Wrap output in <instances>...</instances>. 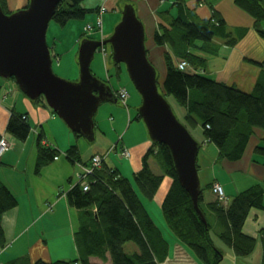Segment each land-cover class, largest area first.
<instances>
[{
    "label": "trees",
    "instance_id": "16d2710c",
    "mask_svg": "<svg viewBox=\"0 0 264 264\" xmlns=\"http://www.w3.org/2000/svg\"><path fill=\"white\" fill-rule=\"evenodd\" d=\"M84 1L62 0L52 20L64 26L71 20L84 19L90 13L83 5ZM233 2L254 20V29L264 39V0ZM176 4L178 15L174 17L169 15V11L161 12L160 19L164 21L159 23V30L154 35L158 46L170 49L164 54L166 75L162 79L158 74L161 93L166 98L173 96L185 109L182 123L189 131L191 127L201 126L204 138L218 148L220 160L242 159L255 139L253 153L261 158V161H255L264 168V61L260 63L262 72L250 92L204 74L208 67L207 56H217L222 45L236 46L249 29L230 28L215 10L211 18L201 19L184 0H178ZM0 5L5 13H12L8 0H0ZM180 61H186L188 66L180 69ZM40 101L46 104L43 96L34 102ZM137 119L142 120L139 114ZM7 130L18 140L25 141L31 127L23 115L15 114L11 116ZM259 131L263 136H259ZM42 139L43 136L38 139L36 173L59 156L58 151L43 144ZM153 155L157 157L164 175L152 170L149 159ZM66 156L73 163L80 162L77 145L71 146ZM105 159L88 176V190L78 182L66 193L69 205L79 211L80 225L75 233L77 258L39 259L36 264H163L171 253L172 241L166 238L143 199L151 201L155 198L164 176L171 180L161 204L166 229L174 239L190 249L200 264H220L226 253L220 245L232 248L239 257L254 252L257 239L243 229L252 209L264 210V176L262 183L239 192L228 203L226 195L221 200L214 192L213 183L216 201L204 206L202 193L199 198V207L207 219L205 223L189 193L179 183L171 153L165 145L152 142L133 181L110 167ZM2 164L0 158V167ZM17 206L18 199L0 179V252L7 245L3 215ZM212 214L217 223L211 220ZM260 233L264 251V227ZM129 242L136 245L132 253L125 250ZM93 257L102 263L92 262Z\"/></svg>",
    "mask_w": 264,
    "mask_h": 264
},
{
    "label": "crops",
    "instance_id": "0c3cea01",
    "mask_svg": "<svg viewBox=\"0 0 264 264\" xmlns=\"http://www.w3.org/2000/svg\"><path fill=\"white\" fill-rule=\"evenodd\" d=\"M29 1L8 0V8L15 12L27 7ZM184 1L188 8L195 10L201 19L211 18L215 10L226 20L230 28L246 27L249 29L248 34L236 46L222 45L217 56H207V72L210 73V77L217 81L238 88L240 86L237 83L242 85L248 78L252 79L255 86L263 69L260 63L264 61V43L260 41L259 38L261 37L254 29V20L246 14L250 18L247 19L249 24L231 27L228 14L232 12L238 15L236 11L238 7L235 6L233 0ZM177 2L178 0H85L83 5L90 10V13L82 19L85 20V23L81 28L82 30L78 31L79 34H82L79 37L76 36L75 43L83 36L89 39L94 38V40L108 39L122 18L124 6L132 4L138 17L145 25L148 57L163 79L167 70L164 54L170 49L167 46H158L154 41V35L159 30V23L164 21L160 19L161 12L169 11V15L174 17L178 15ZM101 7L105 8L103 13H101ZM165 16L168 17V15ZM99 18L102 19L101 32L97 27ZM88 25L93 28L86 30ZM256 45L261 46L262 49L258 51L257 48H252ZM105 47L107 55L99 49L93 61L96 60L102 64L109 75L116 69L117 76L120 78L122 67L113 62L110 46ZM53 49L54 54L57 53L56 45ZM71 49L69 51L73 52L75 48ZM63 59L64 57H60V63ZM211 60L213 70H209ZM71 64L72 73H75V65ZM94 75L97 77L96 74ZM99 79L112 88L118 99V89L111 84V78L109 81ZM254 86L252 87L254 88ZM121 87H126L129 91L126 85L119 88ZM130 100L131 95L128 102ZM106 103L111 102H104L100 107L106 106L103 105ZM136 103L137 99L132 100L133 105ZM46 104L44 101L34 102L30 100L13 78L0 77V138L4 137L9 143V150L1 158L3 164L0 167V179L18 199V206L3 215L2 225L7 245L0 252V264H36L39 259L56 261L77 258L75 233L80 225L79 211L69 205L66 193L78 183L77 175L82 170L81 165L89 162L94 154H105V160L110 167L119 170L123 176L133 181L134 174L141 169L142 159L151 147L148 133L140 127V119L137 117L135 118V120H139L137 122V135H135L136 132L130 131L134 119L133 114L129 108L126 111L120 108L122 106L119 99L117 103H111L112 109L106 107V110L116 114V117L111 115L107 121H98L94 118L95 141L89 146L83 144L80 140L81 136H76ZM127 107H129L128 103ZM15 114L25 116L31 127V132L25 141L18 140L7 130L9 120ZM259 132V136H263V133ZM129 133L132 135L126 138ZM40 136H43L42 143L46 146H55L59 156L44 167L40 173H36L35 166ZM200 137L195 138L201 143L197 164L203 189L204 206L215 202L217 199L212 191L213 183L221 184L227 203L239 192L252 185L262 183L264 168L260 162L255 161H261V158L253 153L254 144L257 142L255 139L242 159L228 161L220 160L218 148L206 140L204 135ZM73 145H77L79 149L80 162L73 163L66 156V151ZM124 148L130 152L128 158L121 155ZM114 154H119L124 159L117 162ZM170 184L171 180L168 178V181L161 185L153 200H148L149 202L146 203L143 199L146 208L158 226L162 228L166 238L172 241L171 253L163 264H200L190 249L174 239L168 232L164 218L161 215L156 218L150 211V204L154 201L161 206ZM49 204L51 206H48ZM211 220L213 223L218 222L213 214ZM41 222L43 223L41 224ZM263 227L264 210L252 209L243 230L246 234L257 239L254 252L249 256L239 257L232 248L220 245L226 251L220 264H262L264 251L260 231ZM66 228H70V232L68 231L72 236L70 241L68 238V240L63 239ZM71 247L72 252H70ZM91 261L102 263L95 257L91 258Z\"/></svg>",
    "mask_w": 264,
    "mask_h": 264
},
{
    "label": "water",
    "instance_id": "95a60500",
    "mask_svg": "<svg viewBox=\"0 0 264 264\" xmlns=\"http://www.w3.org/2000/svg\"><path fill=\"white\" fill-rule=\"evenodd\" d=\"M61 1L30 0L27 7L8 14L0 5V77L14 78L32 101L43 96L48 107L72 132L93 143L94 118L100 105L118 102L112 88L91 70L98 50L110 46L113 62L126 65L130 79L141 95L138 113L150 139L169 149L179 183L207 223L199 207L202 185L197 159L201 143L178 119L160 91L157 68L148 57L145 25L135 7L132 4L124 6L122 18L108 39L82 40L78 54L79 79L68 81L54 73L47 43L48 27Z\"/></svg>",
    "mask_w": 264,
    "mask_h": 264
},
{
    "label": "rangeland",
    "instance_id": "374dc122",
    "mask_svg": "<svg viewBox=\"0 0 264 264\" xmlns=\"http://www.w3.org/2000/svg\"><path fill=\"white\" fill-rule=\"evenodd\" d=\"M236 9H237L236 11H237L238 15L233 14L232 12L230 14H228L229 25L231 27H233V26H237V25L245 26L246 24H249L247 19H250V18L248 16H246L245 13L241 12L238 8H236ZM84 23H85V20L79 19V20H71L68 22V24H66L64 26H61L55 20H52L49 24L48 31H47V43L50 46L51 52H52V58H53V66L52 67H53L54 73L62 79H65L68 81H77L79 79L80 68H79V61H78L79 55L78 54H79V48H80L81 42L86 37H84V36L81 37V39H79L78 42H76V43H75V38H76V36L79 37L82 34V33L79 34L78 31L82 30L81 28L83 27ZM259 39H260V41H262V43H264V39H262V38H259ZM55 45L57 46V53L54 54L53 48ZM71 48L72 49L75 48L73 50V52L69 51V49H71ZM252 48H254V49L257 48L258 51H260L262 49L261 46L258 47L257 45L252 47ZM60 52H61V54H60ZM57 54H59V55H57ZM60 57L61 58L64 57L63 61H61L62 63H60ZM210 59H212V58H210ZM71 63H73L75 65V73H72V70H71L72 64ZM212 65H213V62L211 60V63H210L211 67L209 68V70H213ZM120 66L122 67V73L120 75V78H118V76H117V70L116 69H114V71H112L109 75L108 72L102 66V64H100L96 60L92 62L91 70H92L93 74L97 75V77L100 76L99 78H102L106 81H109V79L111 78V82H112L111 84L113 85L114 88H116L118 90H119V87L122 85H126L129 88V91H130L129 94L131 95V100L128 102L129 107H126V106L120 104L122 106L120 108L123 109L124 111H126L127 108H129L130 112H132L134 119L132 121V128L130 131L136 132L135 135H137V127H138L137 122L139 120H135V118L138 115L139 107L141 106V103H142V98H141V95L139 94V92L136 90L133 82L130 79L126 65L120 64ZM204 74L206 76H210V73L207 71ZM159 76H161V75L159 74ZM241 82H242V79H241ZM237 84L240 86V88H242V90H245L248 92H250L253 88L252 86H254L252 79H249V78L246 79V81L242 85L239 83H237ZM135 99H137V103L135 105H133L132 100H135ZM167 99H168L170 105L172 106V108H173L176 116L178 117V119L181 122H183L184 117H185L184 114H186L185 109L176 102V100L173 96H168ZM103 105H106V106H101L99 108V110L95 116L96 120L107 121V120H109L111 115H114L116 117V114L111 113L109 110H106V107L108 109H112L111 103H106ZM139 124L141 125V126L140 125L139 126L142 127L143 130H146L148 133V130H147V127H146L144 121L140 120ZM138 132H140V131H138ZM190 132L196 138H201L200 136H203L201 126H197L195 128L191 127ZM131 135H132V133H129L126 138H129ZM148 136H149V134H148ZM74 137L77 138L75 135H74ZM80 140L83 144H85L87 146L91 145V143L88 142V140H86L83 136L80 137ZM149 140H150L151 146H152V140L150 139V137H149ZM119 154H117V155L114 154L117 162H121L124 159ZM61 155H63V153H61ZM121 155H122V153H121ZM142 161H143V159H142ZM149 163H150V166L152 167V170L156 174L164 175L163 168L159 164L157 157H155L154 155L151 156L149 159ZM165 181H168L167 176H164V181H163L162 185L165 183ZM145 201H146V203L149 202L148 200H145ZM149 208H150V211L152 212V214L156 218H158V215L159 216L161 215V217H163L161 206L159 204H157L156 201L152 202L150 204ZM42 223L43 222H41V224ZM44 224H46V223H44ZM68 231L70 232V228H66V231L64 230L63 239L68 238L70 241V239H72V236L70 235V233ZM61 232H63V231H61ZM60 243H62V242H60ZM64 243L66 244V242H64ZM135 249H136V245L134 243H132V242L126 243V245H125L126 252L132 253L133 250H135ZM59 250H60V247H59ZM70 252H72V247L70 248ZM70 252H69V255H70ZM70 258H74V257H70Z\"/></svg>",
    "mask_w": 264,
    "mask_h": 264
},
{
    "label": "built area",
    "instance_id": "2783aa9c",
    "mask_svg": "<svg viewBox=\"0 0 264 264\" xmlns=\"http://www.w3.org/2000/svg\"><path fill=\"white\" fill-rule=\"evenodd\" d=\"M105 11L104 7H101V13H103ZM97 27L98 30L101 32L102 31V19L99 18L98 22H97ZM93 27L91 25H88L86 27V30H91ZM105 55H107V50L105 46H102L100 48ZM188 66V63L186 61H180L178 63V67L180 69H185ZM117 97L120 101V103L124 106L127 107V103H128V99L130 97L129 91L126 87H121L119 88V90L117 91ZM23 119H26L25 116H23ZM50 147L55 148V146L50 145ZM9 150V143L8 141L2 137L0 138V158H2L7 151ZM122 156L125 158H128L130 156V152L128 149H123L122 150ZM106 158L105 154H94L89 162H86L85 164H82V170L78 173V182L81 183V185L83 186L84 190H88L89 189V183H88V176L98 167L101 166L103 160ZM214 192L219 196V198L221 200L225 199V194L223 191V188L220 184L215 183L214 184Z\"/></svg>",
    "mask_w": 264,
    "mask_h": 264
},
{
    "label": "bare ground",
    "instance_id": "6f19581e",
    "mask_svg": "<svg viewBox=\"0 0 264 264\" xmlns=\"http://www.w3.org/2000/svg\"><path fill=\"white\" fill-rule=\"evenodd\" d=\"M92 39H94V38H92Z\"/></svg>",
    "mask_w": 264,
    "mask_h": 264
}]
</instances>
